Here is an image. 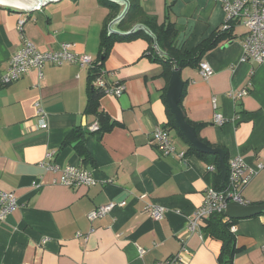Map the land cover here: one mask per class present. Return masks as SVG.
Segmentation results:
<instances>
[{
	"label": "crops",
	"instance_id": "0c3cea01",
	"mask_svg": "<svg viewBox=\"0 0 264 264\" xmlns=\"http://www.w3.org/2000/svg\"><path fill=\"white\" fill-rule=\"evenodd\" d=\"M114 2L110 7L103 0H57L29 12L0 7V80L11 56L28 40L41 51L73 43L76 52L94 59L109 84L126 86L120 96L101 97L102 109L117 124L87 135L90 159L84 162L73 145L63 142L75 128L91 130L98 123L87 111L91 66L46 63L42 78L32 69L9 84L0 81V189L13 191L18 200L17 209L0 221V264H157L174 256L182 262L172 264H223L221 241L209 235L204 220L196 232L187 228L214 172L168 125L172 71L168 74L165 64L149 54L151 43L144 36H115L107 51L103 47L105 27L109 30L123 5ZM140 2L160 24L174 23L182 50L199 45L226 20L223 5L214 0ZM114 28L119 30L117 23ZM232 30L231 38L202 56L213 68L209 77L200 65L181 69L182 102L186 115L202 123L200 137L222 148L229 161L242 157L255 172L242 196L247 204H261L264 62L244 60L246 27L237 22ZM242 90L247 91L242 97L232 96ZM38 108L46 129L37 126ZM160 125L168 127L185 157L164 155L152 143V131ZM43 161L90 170L98 181L67 186L56 181L59 171L41 166ZM123 201L101 217H88L101 205ZM148 203L165 206V216L153 219L144 211ZM231 230L239 249L232 264H264V214L238 219Z\"/></svg>",
	"mask_w": 264,
	"mask_h": 264
},
{
	"label": "built area",
	"instance_id": "2783aa9c",
	"mask_svg": "<svg viewBox=\"0 0 264 264\" xmlns=\"http://www.w3.org/2000/svg\"><path fill=\"white\" fill-rule=\"evenodd\" d=\"M220 2L226 11V20L220 27L222 30L229 29L233 22H241L246 27L243 42V59L257 62H264V0H214ZM66 62L79 64L81 67L94 66V59L88 54H80L74 50L73 43H63L58 50L41 51L31 41L25 40L22 47L16 51L10 59L8 70L1 77L2 84H9L18 80L24 74L32 69H37L39 77H43V67L46 63L57 65ZM201 73L207 78L213 73V68L206 61L200 63ZM95 84L102 87L105 93L120 96L126 90L123 83L109 84L102 76L97 77ZM247 93L246 90L233 93L234 98L242 97ZM217 122L222 123L221 115L216 114ZM37 126L46 129L48 122L41 108H38ZM98 128L97 123L91 127V130ZM152 143L155 144L164 155L178 153L180 157H185L184 151H177L176 145L171 137L167 126H156L152 131ZM54 152H49L47 157L53 159ZM41 166L47 171L60 172L57 182L67 186H79L82 184L94 185L98 179L90 170L73 165L60 167L52 161H43ZM263 166V165H262ZM215 167L208 165V170L213 171ZM255 172L248 170L244 159L240 156L229 161L228 185L224 189H217L213 186L207 188L202 205L197 208L194 216L188 220L187 228L190 232H196L200 223L214 213L225 211L227 205L232 202L247 204L242 196V190L252 180ZM121 203L110 202L101 205L89 212V219L93 220L109 213ZM18 207L17 196L13 191L0 189V221L5 220ZM144 211L153 219H162L167 209L165 206L148 203ZM264 251V244L262 246ZM141 253L144 252L140 249ZM173 262H182L180 256L168 258L165 261H159L157 264H172ZM28 264V263H22Z\"/></svg>",
	"mask_w": 264,
	"mask_h": 264
},
{
	"label": "trees",
	"instance_id": "16d2710c",
	"mask_svg": "<svg viewBox=\"0 0 264 264\" xmlns=\"http://www.w3.org/2000/svg\"><path fill=\"white\" fill-rule=\"evenodd\" d=\"M103 2L109 5L110 7H113L116 4L113 0H103ZM129 2L130 7L128 11L124 15V17L117 23L118 29L123 32H127L131 30L136 24H143L152 32V34L146 32L144 29H137L130 34L110 33L106 26L102 43L104 49L106 51L109 49L115 36H119V38L124 39H131L137 36H144L151 43V50L149 51V54H154L156 60H161L165 64L166 69L168 70V74L172 71L175 66H178L180 69H183L185 67H195L200 65L202 61V56L208 50L215 47L222 39L232 37V29L237 23L233 22L232 26L227 30L217 29L211 34L210 37L203 40L199 45L191 49L182 50L177 47L178 31L175 28L173 22L169 21L160 24L156 16L148 14L145 11L140 0H129ZM155 43H157V46L155 45ZM100 76L105 78V72L101 70L97 63H94V66H91L90 70L91 83L88 95L87 111L97 117L98 128L96 130H87L86 128L83 129L81 127L75 128L71 133L68 134V136L63 142V146L69 144L73 145L80 153L84 162L90 159V154L85 147V140L87 135L94 132L108 130L117 124V121L114 120L108 114V112L103 110L101 107L100 99L104 95L105 91L102 87H99L95 84L96 78ZM182 98L180 101V106L184 111L186 120L196 127L199 134V127L202 125V123L194 122L186 115ZM167 111L168 125L171 128H175L184 138L185 142L188 143V152L199 155L207 164L213 165L215 167V169L213 170L214 173L212 174V186L217 189H224L228 185V175L226 178L225 186H223L221 180V168L219 166V156L217 154H208L196 150L193 144L178 128L175 121V116L171 112L169 106L167 108ZM200 138L208 145L214 146L208 141H206L204 138ZM225 162L229 171V158L227 154H225ZM236 221V219H230L226 217L223 212L214 213L210 217L204 219V222L206 223L205 230L209 233L210 236L221 241L219 259L223 264H232L234 256L239 250L236 247L235 234L231 230V227L236 223Z\"/></svg>",
	"mask_w": 264,
	"mask_h": 264
},
{
	"label": "water",
	"instance_id": "95a60500",
	"mask_svg": "<svg viewBox=\"0 0 264 264\" xmlns=\"http://www.w3.org/2000/svg\"><path fill=\"white\" fill-rule=\"evenodd\" d=\"M57 0H0V7L7 10L16 11H32L46 5L48 2ZM121 2L123 5L120 10V14L109 24V31L119 34H130L137 29H144L146 32L152 34V32L143 24H136L133 28L127 32H123L114 28L115 23H118L126 14L130 7L129 0H113ZM157 46V43H155ZM185 82L182 78L181 69L175 66L172 70L170 83L167 89L166 102L175 116V121L178 128L183 132L186 138L193 144L196 150L208 153L217 154L219 156V166L221 168L222 185L225 186L226 178L228 175V167L225 162V152L222 148L213 147L202 141L195 126L190 124L186 120V116L180 101L183 95ZM264 214V203L261 204H242L239 202H230L224 215L230 219H242L252 217L255 215Z\"/></svg>",
	"mask_w": 264,
	"mask_h": 264
}]
</instances>
